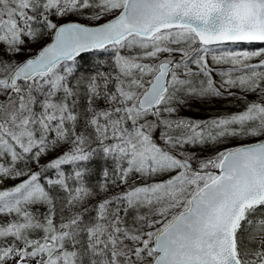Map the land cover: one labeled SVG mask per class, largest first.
Listing matches in <instances>:
<instances>
[{"label": "snow or ice", "instance_id": "obj_1", "mask_svg": "<svg viewBox=\"0 0 264 264\" xmlns=\"http://www.w3.org/2000/svg\"><path fill=\"white\" fill-rule=\"evenodd\" d=\"M242 44L261 46L226 48ZM93 51L111 53V69L76 76ZM248 94L259 99L236 113L176 116ZM81 122L92 135L77 132ZM229 138L252 142L193 167L186 146ZM94 142L115 161L95 189L81 164ZM9 179L20 182L0 190V264H264V217L254 216L264 206V0H0V184Z\"/></svg>", "mask_w": 264, "mask_h": 264}, {"label": "rangeland", "instance_id": "obj_2", "mask_svg": "<svg viewBox=\"0 0 264 264\" xmlns=\"http://www.w3.org/2000/svg\"><path fill=\"white\" fill-rule=\"evenodd\" d=\"M111 17H107L105 19H110ZM68 20H77L78 18L75 16H69L67 18ZM64 22V21H61ZM79 22L84 24H89L90 22L87 20H80ZM105 20L98 21L97 23H104ZM48 39L42 40L40 43H34L30 47L33 49V54L37 50H39L41 47H43L46 43H48ZM261 45L259 44H253V45H229L226 46L228 50H232L234 48H240V49H251V48H258ZM25 57H17L18 60H23ZM112 60L111 53L108 52H89L82 54L80 57L77 58V71L75 73L76 76H79L83 74L85 78L89 77L90 75L98 72V71H107L111 69V63ZM256 62V61H252ZM211 63V61H210ZM215 67V65H214ZM226 67V66H222ZM217 81H219V76L215 77ZM233 92H236L239 94L238 89H232ZM259 98L255 94H248L246 100L237 99L236 97H227V98H211L204 100L202 102L194 103L191 107H184L180 108L176 116L179 118L189 119L193 121H209L217 117H221L226 114L236 113L239 111H242L246 103L257 101ZM93 103L99 107H105V105L102 102L93 101ZM87 107L86 104V96L82 94L80 97V104L79 108L81 111H83ZM173 118H176L175 116ZM85 130L87 134L92 135V130L90 128L84 129V124L81 122L77 127V132L79 133L81 130ZM159 136V130L154 133V138H157V142ZM252 141L245 140L243 138H229L223 142L216 143V144H207L203 147L201 146H186V151L193 154L195 156V160H193V167H197V162L199 160H205L211 157H214L217 152L224 151L226 149H230L233 147H236L243 143H250ZM92 148H97L98 151H96L93 156L86 162H81V164L88 169V173L85 176L86 183L88 186L93 187V189L96 188L99 184L104 182L103 178V171L107 170L109 172V175L111 176L113 174V168H114V159L111 157H106L102 150L100 149L99 144L93 143L91 145ZM69 149L68 144H64L60 147H58L56 150L49 153V155L46 157V160L50 161L54 159L55 157L62 154L64 151ZM45 163V160H41V164ZM65 171L70 172L71 167L70 165L64 166ZM33 170H36L33 166ZM48 175H52V173H49ZM167 177H158L157 179H165ZM23 179V178H21ZM20 180H5L3 184H0V190L4 188H10L18 184ZM142 181H137V183H141ZM114 190V189H113ZM124 188L121 187L119 191H123ZM63 198V194L60 192L56 193V199L59 201ZM103 199V194L98 193L97 196L94 199H91L87 203V207H89V214L87 218H91V216L94 214L93 208L97 201ZM32 211L34 213H44L46 209L41 205H35L32 207ZM133 215L132 212H129V218ZM255 217H264V206L259 208L257 212L254 214ZM7 217H0V223L6 222ZM251 231L250 227L245 225L244 231H243V238H247L248 233ZM39 235V233H37Z\"/></svg>", "mask_w": 264, "mask_h": 264}, {"label": "water", "instance_id": "obj_3", "mask_svg": "<svg viewBox=\"0 0 264 264\" xmlns=\"http://www.w3.org/2000/svg\"><path fill=\"white\" fill-rule=\"evenodd\" d=\"M82 54H85V53H82ZM82 54H81V55H82Z\"/></svg>", "mask_w": 264, "mask_h": 264}]
</instances>
